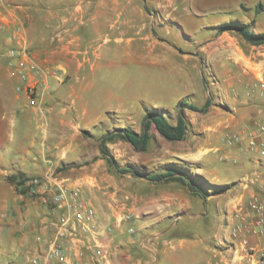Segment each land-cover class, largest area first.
Masks as SVG:
<instances>
[{
	"label": "rangeland",
	"instance_id": "obj_1",
	"mask_svg": "<svg viewBox=\"0 0 264 264\" xmlns=\"http://www.w3.org/2000/svg\"><path fill=\"white\" fill-rule=\"evenodd\" d=\"M71 2L64 0L56 8ZM89 2L79 4L85 8ZM100 2L99 8L77 20L82 24L77 35L101 55L96 59V88L114 91L126 101L128 112L112 114L115 125L110 133L126 128L141 134L147 114L152 112L173 123L183 110L189 124L185 139L168 140L151 122L146 151L118 136L107 143L120 170L106 160L109 172L119 180L114 201L126 207L116 217L121 223H131L126 234L115 236L113 251L117 248L118 253H124L121 259L126 262L141 264H218L220 256L215 257L204 242L206 234L216 227L215 205L205 203L202 195L193 196L190 213L183 219L177 217L180 212L166 220L167 201H157L159 208L157 198L175 191L189 198L190 189L181 182L154 183L146 175L180 163L205 195L217 194L223 201L240 193L241 182L248 180L244 173L258 174L264 180V155L247 149V130L255 121H264V94L257 81L259 72L264 71V44H250L236 30H223L234 22L252 23L255 32H264V0ZM207 100V111L183 107L187 103L202 109ZM113 105H118L117 100ZM234 134L241 135V141L230 144ZM18 137L19 127L14 128L0 111V264H85L86 256L92 259L88 264L103 263L102 257L95 258L96 247L88 240L97 230V217L85 223L86 228L84 223H75L72 235L57 237L55 223L68 214L69 202L43 201L44 191H55L56 183L66 186L68 192L77 186L68 187L55 174L24 176L11 171L20 161ZM130 166L135 174L122 172ZM3 168L10 170L2 173ZM213 182L225 185L213 187ZM78 187L81 199L95 209ZM109 190L100 188L105 195ZM56 207L64 210L54 214ZM200 210L205 215L197 216ZM65 239L76 245V251L63 246ZM218 239L223 252L230 249L229 264H234L235 257L254 259L239 241L224 235ZM83 240L87 241L84 247ZM55 241L67 263L51 256ZM107 260L112 264L110 257Z\"/></svg>",
	"mask_w": 264,
	"mask_h": 264
},
{
	"label": "crops",
	"instance_id": "obj_2",
	"mask_svg": "<svg viewBox=\"0 0 264 264\" xmlns=\"http://www.w3.org/2000/svg\"><path fill=\"white\" fill-rule=\"evenodd\" d=\"M63 1L3 0L0 4V111L14 128L19 127L16 150L21 155L17 166L11 171L24 176L55 174L70 188L81 186L84 198L97 211V230L88 236L89 242L96 247L95 258L99 259L97 250L101 246L105 248L106 258L110 257L112 264H141L140 261L126 262L121 259L124 253H118L117 248L113 251L116 247L112 244L115 236L126 234L131 223H121L116 217L126 207L124 203L114 201L120 189L119 180L109 172L100 149L102 137L115 125L112 114L128 112L126 101L114 91L108 89L101 92L96 88V59L101 55L96 47L85 46L83 38L77 35L82 25L77 24V20L82 19L84 13L87 15L94 8H99L101 2L90 0L83 8L79 4L83 0H72L71 3L63 4L64 8L57 9L56 6ZM18 42L30 47L35 61L41 67L62 66L65 69L60 75L47 76L33 96L28 91L29 82L15 73L14 60L8 56V50L20 45ZM116 100L118 105H113ZM178 116L172 125H176ZM8 170L3 168L2 173ZM243 175H247L248 180L241 182L238 189L240 193L235 198L223 201L217 199V194L205 197V203L212 202L215 205L218 217L216 227L206 234L204 242L210 245L208 249L215 257L220 256L218 264H229L230 249L223 252L220 245L222 241L218 238L222 235L230 237L231 230L227 229L238 221L235 213L239 205L253 195H259L264 201V180L258 174L250 176L246 172ZM221 182L211 184L213 187H222L225 184H219ZM101 186L110 189L107 195L100 191ZM173 186L176 189L179 187ZM190 193L192 195L189 198L177 191L157 198L159 208L161 206L157 201H167L166 220H171L180 212L177 217L183 219L192 211V197L198 194L191 190ZM224 208H227V213ZM62 210L64 207H56L54 214ZM196 215H205V211L200 210ZM161 223L164 221L158 224ZM249 239L252 245L264 246V236L253 235ZM86 242H81L83 247ZM62 243L65 248L71 246L76 251V245H72L69 240L65 239ZM167 243L171 242L168 240ZM84 259L85 264L92 260L88 256ZM254 261H243L238 257L232 260L234 264H264V260Z\"/></svg>",
	"mask_w": 264,
	"mask_h": 264
},
{
	"label": "built area",
	"instance_id": "obj_3",
	"mask_svg": "<svg viewBox=\"0 0 264 264\" xmlns=\"http://www.w3.org/2000/svg\"><path fill=\"white\" fill-rule=\"evenodd\" d=\"M3 0H0V4ZM15 45L8 50V56L14 60L15 73L21 75L29 82L28 91L32 96L36 93L37 88L44 84V79L50 75H60L65 72L62 66L51 68L41 67L34 59L31 49L28 45ZM257 81L260 86V93L264 94V71L259 72ZM241 135L234 134L230 137L229 143L241 141ZM247 149L255 151L259 155H264V121H255L251 129L247 130ZM57 189L45 190L43 193L44 202H63L68 203V214H63L58 222L55 223L57 228V237L72 235L76 230L75 223H91L96 220V211L86 205L81 199L79 187H75L68 192V188L61 183H56ZM238 221L230 231V238L239 241L243 251L250 257L258 261L264 260V246L252 245L250 236H264V201L259 195H253L245 203L239 205L235 213ZM83 224V225H84ZM83 228H86L83 226ZM51 256L59 257L60 260L68 262L63 250L56 244L51 246ZM97 253L104 260L102 264H109L106 258L105 248L99 246ZM36 262V260H34ZM72 264V263H70ZM79 264V263H75Z\"/></svg>",
	"mask_w": 264,
	"mask_h": 264
},
{
	"label": "trees",
	"instance_id": "obj_4",
	"mask_svg": "<svg viewBox=\"0 0 264 264\" xmlns=\"http://www.w3.org/2000/svg\"><path fill=\"white\" fill-rule=\"evenodd\" d=\"M252 23H227L223 30H236L247 42L254 45L264 44V32H255L252 28ZM210 105V100L206 102L202 109H199L193 104L184 103L183 107H188L191 110L198 111H207ZM181 110L180 115L178 116L176 125H172L169 121L161 114L152 112L147 114L145 130L138 134L133 130H129L126 128H121L120 133H106L101 140L100 149L102 154L104 155L107 162L119 170V166L114 159V156L111 154L109 147L107 146L108 142H112L116 136L123 138L130 143L137 150L146 151L148 149V144L151 139L148 133V126L151 122H154L157 125L160 133L167 138L168 140H183L186 138L187 131L189 129V124L184 116V113ZM172 168L160 170L158 172L146 175V179L154 182H173L178 181L182 184L188 186V188L195 194L202 195L204 198L206 195L202 192L199 187L194 184L193 180L190 178L191 174L185 171L186 167L180 165V163H173L171 165ZM120 171V170H119ZM122 172H129L131 174H135L136 170L133 166L129 168L122 169Z\"/></svg>",
	"mask_w": 264,
	"mask_h": 264
}]
</instances>
